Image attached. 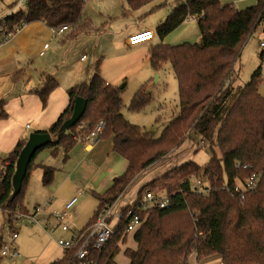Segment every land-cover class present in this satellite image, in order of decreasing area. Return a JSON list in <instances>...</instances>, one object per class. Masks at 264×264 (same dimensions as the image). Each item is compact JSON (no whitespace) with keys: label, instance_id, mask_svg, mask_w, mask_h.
Instances as JSON below:
<instances>
[{"label":"trees","instance_id":"16d2710c","mask_svg":"<svg viewBox=\"0 0 264 264\" xmlns=\"http://www.w3.org/2000/svg\"><path fill=\"white\" fill-rule=\"evenodd\" d=\"M87 1L28 0L25 8L0 21V35L12 32L20 22H42L50 28L68 25L67 39L74 40L93 27L92 20L82 16ZM150 1L125 0V3L137 9ZM16 2L14 0L11 7ZM193 15H198L197 42L151 48L152 67L156 70L160 61H168L177 80L179 111L160 135L152 137L143 127L123 116L122 88L107 83L95 68L87 81L67 89L68 106L47 130L41 131L52 139L33 156L15 195L12 177L26 139H20L6 157H0V210L8 223L17 211L27 212L23 193L30 170L40 165L34 163L36 154L49 148L56 155L63 149L65 159L78 134L84 136L98 120L105 122L98 137L111 136L112 149L127 160V166L104 192L94 194L98 205L88 226L138 173L180 145L187 134L194 131L208 143V162L199 165L188 160L144 184L134 202L122 209L113 235L101 248L90 249V256L97 264H119L115 257L120 245L131 235L136 246L123 250L128 264H186L185 258L192 252L199 262L215 255L224 264H264V96L259 91L264 52L250 79L235 91L230 86L233 67L245 39L264 22V0H256L242 9L231 3L223 4L221 0H177L157 27L158 34L171 32ZM56 85L53 75L45 74L42 83L33 89L43 105ZM146 88L143 84L134 92L127 105L129 110L139 111L149 102L151 93ZM77 96L87 100L85 112L74 125L63 129ZM6 116L0 99V118ZM84 120L86 125L76 132ZM40 166L43 182H51L55 168ZM252 173H260L256 189L246 193L243 199L232 194L234 179L242 180ZM194 175L207 177L208 193H198L191 188L190 177ZM145 191L164 193L169 206L139 211L137 204ZM130 211L142 219L133 233L125 232V218ZM178 215L186 216L187 221L178 223ZM2 242L0 237V250ZM48 264H77V260L73 251H64L62 257Z\"/></svg>","mask_w":264,"mask_h":264},{"label":"rangeland","instance_id":"374dc122","mask_svg":"<svg viewBox=\"0 0 264 264\" xmlns=\"http://www.w3.org/2000/svg\"><path fill=\"white\" fill-rule=\"evenodd\" d=\"M9 1L10 0H0V16L8 10L9 7L7 3ZM176 1L177 0H151L144 4V6H141L140 9H132L127 6L125 0H88L85 9L83 10V16H88L86 18H90L95 26L103 24L106 30L117 28L118 26L125 27L127 25L132 26L135 25V23H140L141 28H145L144 32H147L148 28L157 31V27L166 19ZM221 2L223 4L232 3L236 8L242 9L254 4L256 0H221ZM114 19L115 21L112 22ZM105 20L106 22H104ZM94 30L95 29L92 27L88 33L77 41L66 40L63 48L58 46V42L55 39H52L50 46L45 49V55L43 58L41 57V59L50 57L53 59V64L51 66V69L53 68L52 74L55 75V72L58 70L57 78L63 84H69L68 86H71L88 80V78H86V70L89 69L91 63H93V48H97L98 45L97 41L93 38ZM262 37L263 32L260 27H257L243 43V46L245 44V50L240 57V63L237 62V64H235L236 69L240 64L239 81L243 83L250 79L252 72L261 63L260 55L264 52V47L260 46V41H264V38ZM119 38L118 35L114 40V42H116V48H114L108 55L104 56V70L111 69V65H113L117 67L120 72H124L123 76H121L122 79L118 78L116 73H112L115 75L112 80H114L113 82H116L115 84L122 87V100L124 105H126L123 107L125 118L131 123L145 127L153 136H157L161 131V127L170 119L172 112L178 111L177 81L172 75L171 64L168 61H160V66L156 70L160 71L159 69L163 67L167 72L165 73L166 77L164 83L162 81H156V72H154L155 69L151 65L152 49L149 47L150 42L146 41L132 45L130 46L131 48H122L119 45ZM198 40V25L196 20L192 17L184 20L171 32L159 36L156 39L157 43L162 42L169 45H177L183 42L194 43ZM37 52L38 51L35 52L36 55ZM82 55L86 58L85 60L80 59ZM22 58L23 57L19 58L21 60V65L28 68L27 62L29 61H24L25 57ZM113 61H115V63L119 62L120 64H114ZM35 65L38 66V63ZM262 66L264 69V64H262ZM30 71L29 74H26V77L30 75ZM108 72L110 73V71ZM32 76L34 77L35 74H32ZM262 77L264 79L263 73ZM146 78L148 79L146 80ZM148 80L150 81L147 82ZM25 82H27V80H25ZM143 84L146 85V87H150L151 98L149 102L139 111L129 110L127 105L129 104L131 97ZM260 92L262 95L264 94V84L260 89ZM85 123L86 121L84 120L80 124L85 125ZM80 128L81 127L79 126L76 132ZM110 137L111 136L100 138L107 139ZM208 149L209 147H194L192 144V147H184L183 149L182 147L179 148L175 153L174 158H177L179 152H184L189 158H194L195 161L202 162L203 160H207L210 156ZM214 151L219 155L217 147L214 148ZM35 159L45 165L59 168L67 161V159H64L63 150H60L59 153L55 155L52 154L49 148L40 150L36 154ZM174 167L175 166L167 169L165 172L170 171ZM40 172L41 171L36 168L30 170L24 187L23 204L26 208L32 209L35 203L40 206L47 203L44 210L40 213V215L43 216L49 214L53 209L61 208L60 206L56 207L58 204L56 198L57 194L61 195L64 192V189L59 188L61 178L59 170L55 171L53 180L47 185L43 184ZM165 172H157L159 175L156 177L151 175L150 179L154 177L153 180H155L161 177ZM142 181H144V178L141 177L127 186V188L121 193L117 205L124 206L128 203H132L135 200L137 190L143 184L141 183ZM48 200H50V202H47ZM92 215L93 208L91 209L89 203L77 202V204L69 210V222L71 221L72 223L74 221L75 223L72 224L73 227L79 229L90 220ZM176 218L178 223H184L187 221V217L184 215H178ZM13 220L14 217H12V220L8 223V220L3 217L0 210L1 239H6L10 230L15 229L13 226ZM17 226L18 237L15 240V245L19 251V256L15 259L8 256H2L0 264H47L49 261L62 255L64 249L57 243V239L61 233L60 230L51 231L49 228H45L43 223L27 224L22 220L18 222ZM134 242L133 237L128 236L126 241L120 245V252L115 257L117 263H127L128 259L123 255V250L127 247L134 248L136 246ZM193 256L194 254L192 253L189 260V263L191 264L194 262ZM196 261V264H211L220 260L217 256L212 255L208 256L203 261Z\"/></svg>","mask_w":264,"mask_h":264},{"label":"crops","instance_id":"0c3cea01","mask_svg":"<svg viewBox=\"0 0 264 264\" xmlns=\"http://www.w3.org/2000/svg\"><path fill=\"white\" fill-rule=\"evenodd\" d=\"M13 1L14 0H10L7 3L9 8L5 13H3L0 16V20H2L8 14L18 10L15 7L16 4L13 7H11ZM25 6L26 4L23 5L22 8H25ZM85 6L83 10L85 9ZM140 8L141 7L137 9ZM82 16H83V11H82ZM83 17H88V16H83ZM186 19H189V17ZM114 21L115 19L112 22ZM104 22H106V20ZM257 27L261 28V31L263 32L262 38H264V22L259 24ZM93 28L95 29L93 32V38L95 41H97L98 45L97 48H93L94 59L89 69L86 70V74H87L86 78L89 79L94 72V68H98V72L100 76L107 83L122 88L120 85L115 84L116 82H113L114 80H112V78H114L115 75L112 73H116L118 78L122 79L121 76H123L124 72H120L119 69L113 65H111V69L104 70V65H103V60L105 59L104 56L108 55L111 51H113L114 48H116L115 47L116 42H114V40L115 37H118V35L120 37L119 45L122 48L124 47L131 48L129 45H127L126 39L131 33L142 29L141 24L135 23V25L132 26L127 25L125 27L118 26L117 28H111L110 30H106L103 24H101L100 26L93 25ZM254 30L251 32V34L254 32ZM67 32L63 33L60 36L54 37L50 27L46 26L42 22H32L26 24L19 31L16 32L14 31L12 35H9L6 40H4L3 38L5 34L0 35V79H1L0 99L3 100V106L5 111L7 112V116L5 118H0V157L1 158L6 157V155L14 148V146L20 139H27L29 133L34 131L41 132L47 130L68 106L69 96L67 94V89L74 85L68 86L69 84H63L62 82H60L57 78V74L59 72L58 70L55 72V75L52 74L53 68L51 69V66L53 64V59L51 57L41 59V57L42 58L44 57L45 49L50 46L52 39H55L58 42V46L63 48L64 44L66 43V40H68ZM154 33H155L154 38L150 41H147L150 42L149 47L151 48H153L156 45L164 44L162 42L157 43L156 39L160 35L158 34L157 31H154ZM84 35L85 34L80 35L78 38L74 40L77 41L78 39H81V37ZM140 41H143V39ZM261 42L262 41H260V43ZM45 43L48 44L47 47H44ZM244 50H245V44L244 46L242 45L239 58L235 62V64H237V62L240 63V57L243 54ZM36 51H38L37 55L35 53ZM40 52H42V54ZM82 56L80 57V59L85 60L86 58H82ZM20 57L23 58L25 57L24 61H29L27 62L28 68H26L24 65L23 66L21 65V60L19 59ZM36 63H38V66L35 65ZM113 63L120 64L119 62L115 63V61H113ZM235 64L233 67L232 77L230 78V86L233 91H235L238 87H241L246 83L239 81L240 64L238 65L237 69L235 68ZM159 70L160 71L154 70V72H156V81L159 82L162 81L164 83V79L166 77L165 73L167 71L163 67L160 68ZM29 71L31 73L28 77H26V74H29ZM108 71H110V73ZM261 71L264 74L263 68L261 69ZM171 72L172 75L174 76L173 70ZM32 74H35V76L33 77ZM45 74H52L57 85L50 91L46 103L43 105L39 96L33 91V89L42 83L43 75ZM147 79L148 78H146V80ZM25 80H27V82H25ZM149 81L150 80H148L147 82ZM263 84H264V79L262 77V81L259 86V91L263 87ZM147 90L151 93L150 87L147 86ZM125 106L126 105H124L123 107ZM123 107H122V114L124 116ZM178 111H179V105H178ZM178 111L172 112L170 119L173 118L175 115H177ZM167 123H165L161 127V131ZM27 125H29V127H27ZM143 128L145 131L149 132L145 127ZM160 133L157 136H153L149 132V134L152 137H158ZM192 144L194 147H208V143L201 138L200 134L191 131L187 134L186 138L181 142L180 145L176 146L171 151H169L164 156H162L160 159L156 160L151 165H149L144 170H142L134 179H132V181L128 184V186L132 184L135 180H138L139 178L142 177L144 178V181L141 182L143 183L142 185L140 184L141 185L140 188H141L144 184L153 180L154 177L159 175L160 172L163 173L167 169L173 166H179L188 160H193L199 165L206 164L210 156L208 157L207 160L198 162L195 161L194 158H189V156L186 153L184 154V152L183 153L179 152L177 158L176 159L174 158V155L179 148L182 147L183 149L184 147L186 148L192 147ZM112 147L113 146H112L111 137L107 139H101L100 137H96L92 141H87L84 139L83 136L78 134L76 142L73 144L72 148L67 152V157L65 158V160L67 159V161L64 163V165L60 168L52 166L55 168V171L59 170L60 171L59 175H61L59 188H63L64 192L61 195L57 194V198H56V201L58 203L56 207L60 206L61 208L53 209L47 215H43V216L40 215L41 221L38 222L37 224L43 223L45 225V228H49V230L51 231L60 230L61 233L59 238L69 237L70 232L62 231L58 225L57 220L51 214L54 211L61 210L64 207V205L74 196H77L75 204H77V202L80 203L87 202L89 203L91 209L93 208V212H94V210L96 209L95 207H97L96 205H98V199L94 194L104 192L112 184L113 178L115 176L122 174L127 166V160L118 153L114 152ZM60 150L63 149H59L57 153H59ZM34 163L45 165L37 161L36 159ZM40 165L35 168L41 171L40 174L42 180L43 169ZM157 172L159 173L157 174ZM151 175L152 176L154 175L152 179H150ZM43 184L47 185L48 183L43 182ZM47 202H50V200H48ZM46 204L47 203L43 205L46 206ZM75 204L73 206H75ZM37 206L40 205L35 203L32 209L26 208L27 213H31L34 210V208ZM68 222H69V216H68ZM73 223L75 222L74 221L72 223L71 221L69 222L70 225H72ZM17 224L18 222H16L14 225L18 227ZM87 224L88 222L84 226H81L79 229L87 228L88 227ZM72 228L76 229L75 227H73V225ZM62 255L60 257H62ZM126 264H128V260Z\"/></svg>","mask_w":264,"mask_h":264},{"label":"built area","instance_id":"2783aa9c","mask_svg":"<svg viewBox=\"0 0 264 264\" xmlns=\"http://www.w3.org/2000/svg\"><path fill=\"white\" fill-rule=\"evenodd\" d=\"M28 0H17L16 8H22ZM192 18L197 19L198 15L192 16ZM26 25L25 22H20L14 29L13 32L19 31L22 27ZM69 29L68 25H61L56 28H51L54 37L60 36ZM145 28L137 30L131 33L127 39L126 43L129 46L150 41L154 38V31L148 28L147 32H143ZM13 32L6 33L4 35V40L12 35ZM143 41H140L142 40ZM261 46H264V41H262ZM48 44L45 43L44 47ZM42 54V52H40ZM84 58V55L82 56ZM86 125V123H85ZM85 125L80 124V127ZM29 127V125H27ZM105 122L103 120H98L95 125L89 130L83 137L87 141H92L94 138L104 130ZM260 179V173H252L244 179H234L233 187L230 189L232 194H236L239 198L243 199L246 193L254 191L258 185ZM191 188L198 193H208L210 190V185L207 177L205 176H191L190 177ZM121 195V194H120ZM120 195L110 204L106 205L104 209L98 214L94 222L85 229H74L68 222L69 210L73 207L76 202L77 196L72 197L61 210L54 211L51 215L57 220L58 225L62 231L70 232V236L66 238H59L57 243L64 249V251H73V257L77 260V264H97L96 261L90 256V249L101 248L108 239L113 235L114 228L121 219L122 209L125 206H118ZM134 202V201H133ZM131 204V203H130ZM169 206L168 197L164 193H154L152 191H145L140 200L138 201L137 208L139 211H148L153 207L165 208ZM45 208V205L37 206L31 213L19 212L17 211L14 215L13 226L15 229L10 230L8 237L3 239L2 247L0 250L1 256H8L15 259L19 256L17 247L15 245V240L18 237L17 227L14 225L20 220L27 224H34L40 222V213ZM126 227L125 232L133 233L142 224V219L137 213H130L125 218ZM193 253V252H192ZM189 253L185 258L186 264L189 263L190 256ZM193 264H196V255L193 253ZM224 264V263H223Z\"/></svg>","mask_w":264,"mask_h":264},{"label":"water","instance_id":"95a60500","mask_svg":"<svg viewBox=\"0 0 264 264\" xmlns=\"http://www.w3.org/2000/svg\"><path fill=\"white\" fill-rule=\"evenodd\" d=\"M87 100L77 96L74 100L73 111L71 116L64 121L63 129H68L74 125L84 114ZM51 141V136L46 132L34 131L29 133L24 146L22 147L15 164V171L12 177L13 195L21 188L22 181L26 175L27 167L33 156L40 148L44 147ZM211 264H223L222 262H214Z\"/></svg>","mask_w":264,"mask_h":264}]
</instances>
